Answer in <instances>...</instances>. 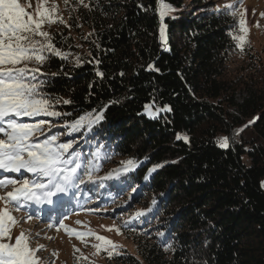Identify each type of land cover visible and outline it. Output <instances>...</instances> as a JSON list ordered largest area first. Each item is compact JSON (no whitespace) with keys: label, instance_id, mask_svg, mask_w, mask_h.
Returning <instances> with one entry per match:
<instances>
[{"label":"trees","instance_id":"obj_1","mask_svg":"<svg viewBox=\"0 0 264 264\" xmlns=\"http://www.w3.org/2000/svg\"><path fill=\"white\" fill-rule=\"evenodd\" d=\"M164 3L175 9L163 20L166 46L159 0H83L65 8L66 24L49 33L69 55L50 56L42 79L61 98L56 110L70 115L54 120L52 131L102 113L91 132L72 136L86 159L101 151L96 177L136 162L98 180V203L113 200L108 211H127L122 228L135 243V253L115 252L105 264H264V63L245 49L249 75L229 77L231 57L246 54L229 35L238 18L223 14L225 3ZM153 101L171 111L149 117L144 107ZM224 136L228 149L217 143ZM138 211L145 215L133 219Z\"/></svg>","mask_w":264,"mask_h":264},{"label":"snow or ice","instance_id":"obj_2","mask_svg":"<svg viewBox=\"0 0 264 264\" xmlns=\"http://www.w3.org/2000/svg\"><path fill=\"white\" fill-rule=\"evenodd\" d=\"M67 2L65 0V4ZM79 2L83 3V0ZM159 3L160 39L166 46L167 26L163 20L175 9L164 0H159ZM223 7V14L238 17L233 25V29L238 28V31H230L229 35L236 42V48L243 53L249 43V11L244 8L243 0H232ZM251 15L255 16L254 10ZM260 17L264 18V12L260 13ZM57 23L65 24V21L59 15L58 7L47 6V0H38L34 8L31 0L26 3L21 0H0V172L15 176L0 177V193H3L0 194V264H41L37 253L43 250V246L33 248L31 235L24 230L13 237V228L20 223L12 215L13 212H27L29 204H52L53 198L60 194L67 195L81 185L95 183L96 173L101 168L102 153L99 148L86 159L77 149L78 140L72 136L85 130L91 132L93 125L103 119L102 113H89L64 122L61 124L63 132L52 131L54 120L70 115L56 110L61 98H54L46 92L48 81L42 79L49 75L43 71V67L50 56L66 60L69 55L58 49L53 43L54 37L44 30L46 25L50 27ZM255 26L261 27L259 21ZM80 62L77 57V65ZM148 70H153V66L149 65ZM50 75L55 76L56 73ZM97 75L103 77L100 71H97ZM62 103L68 105L72 101L64 99ZM170 111L169 106L157 107L154 101L144 107V113L151 118ZM47 117L52 120L43 119ZM28 120L33 122L29 123ZM62 135L68 138L62 140ZM177 139L188 143L187 136L177 135ZM217 143L223 149L229 148L227 136ZM134 167L136 162L133 160L121 162V168L99 179H110L113 174L119 176L121 172L131 171ZM154 171L155 167L149 170V175ZM261 187H264V182ZM143 215L145 212L138 211L133 219ZM32 218L33 215L28 214L24 222ZM128 223L125 222V227ZM58 225L57 231L65 227L62 220L58 221ZM53 226L48 225L49 228ZM106 230L121 234L119 227ZM66 231L72 234V230ZM74 234L82 242L86 236L95 235V239L102 244L94 247L98 252L103 249L109 257L116 251V245L104 236L91 231ZM164 250L170 251L171 246H166Z\"/></svg>","mask_w":264,"mask_h":264},{"label":"rangeland","instance_id":"obj_3","mask_svg":"<svg viewBox=\"0 0 264 264\" xmlns=\"http://www.w3.org/2000/svg\"><path fill=\"white\" fill-rule=\"evenodd\" d=\"M217 1V0H216ZM222 3H229L232 0H219ZM22 3L28 2V0H21ZM38 0H31L33 8L37 4ZM79 0H68L65 4V0H47V6L51 7L55 5L59 9V15L63 18L66 24L65 8H71ZM244 8L249 11V24L250 32L248 36L249 43L245 46V49L253 55V57H259L264 63V18L260 17V13L264 12V0H243ZM33 9H29L32 11ZM160 10V9H159ZM255 11V16H252V11ZM173 13V12H172ZM169 14V15H172ZM238 18V17H237ZM259 21L260 28L255 26ZM63 25V24H60ZM59 25V26H60ZM57 25L53 24L50 27L45 26V31H50ZM246 54V52H243ZM253 59V58H252ZM250 60L246 55L232 56L228 63V75L231 78H237L242 80L249 75ZM247 79V78H246ZM119 160L111 162L110 167L118 165ZM6 175L0 172V177ZM100 179H96L95 183H86L81 185L79 189L70 191L67 195L60 194L53 198L52 204H29L27 212H13L12 215L20 221V223L13 228L12 235L15 237L24 230L31 235V246L37 248L43 246V250L37 253L41 264H105V256H109L106 251L101 249L99 252L94 245L102 244L101 241L95 239V235H88L81 239L75 236V232H89L104 236L116 245V251L127 250L131 253H135V243L131 236H128L126 231L122 228L126 215L123 211H108L107 207H112L115 202L112 200L109 203L100 205L97 201V197L102 196L103 192L98 186ZM102 181H108L104 179ZM7 190H10L7 189ZM5 190V191H7ZM3 194V193H0ZM125 195V194H123ZM2 206V205H0ZM107 209V211H105ZM110 210V209H109ZM114 210V208H113ZM28 214H32L31 220L25 221V217ZM62 220L64 228L57 231L58 221ZM54 225L49 228L48 225ZM119 227L121 234H117L115 230L108 231L106 228ZM66 229L72 230L70 235ZM39 233V235H37ZM109 248L110 246H104ZM79 251H76V250Z\"/></svg>","mask_w":264,"mask_h":264}]
</instances>
